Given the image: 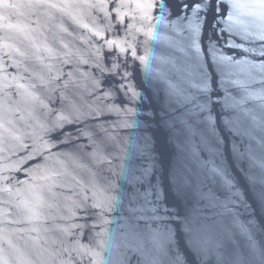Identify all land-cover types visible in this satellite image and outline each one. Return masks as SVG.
<instances>
[{
  "label": "water",
  "instance_id": "water-1",
  "mask_svg": "<svg viewBox=\"0 0 264 264\" xmlns=\"http://www.w3.org/2000/svg\"><path fill=\"white\" fill-rule=\"evenodd\" d=\"M0 264H264V0H0Z\"/></svg>",
  "mask_w": 264,
  "mask_h": 264
}]
</instances>
